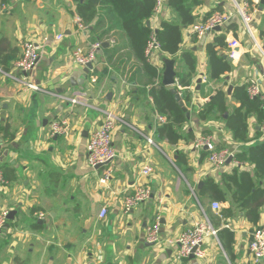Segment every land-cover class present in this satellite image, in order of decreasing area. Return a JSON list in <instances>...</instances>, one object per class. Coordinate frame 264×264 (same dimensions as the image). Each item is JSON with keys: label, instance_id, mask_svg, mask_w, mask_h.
<instances>
[{"label": "crops", "instance_id": "1", "mask_svg": "<svg viewBox=\"0 0 264 264\" xmlns=\"http://www.w3.org/2000/svg\"><path fill=\"white\" fill-rule=\"evenodd\" d=\"M236 1H247L250 10H255L251 28L264 47L261 17L264 2ZM233 8L230 1L216 4L202 0L194 12L197 20H205L207 17H202L213 9ZM161 17L178 21L176 14L167 8L159 15L157 28ZM238 18L234 14L231 23ZM189 26L182 28V43L175 56V84L170 87L178 91L181 99L185 93L190 100L189 107L184 103L190 119L187 118L183 129L193 130L194 138L173 143L159 134L166 119L158 120L159 115L165 116L156 110L150 94L151 88L158 87L162 80L163 61L156 64L160 78H153L130 54L127 39L111 33L99 40L97 60L92 70L85 73V67L70 64L68 55L77 47L88 49L93 41L71 0H0V170H4L5 177H13L5 178L6 183L0 186V209L13 212L0 232V264H264V259L254 262L247 251L250 232L256 227L244 216L226 220L219 212L220 217L211 208V202L218 200L208 196L199 200L197 196L206 177L218 181L222 172H230L237 166L252 171L253 165L239 164L235 159L242 144L232 139L223 121H198L194 114L195 108L207 102L216 89L227 92L229 106L237 105L230 97L231 92L228 93L230 85L233 88L236 84H247L253 78L260 82L264 92V53L253 45L240 22L236 34L232 30L225 32L227 48L220 53L228 56V40L239 41L238 61L226 58L233 67L224 76L228 85L208 81L205 44L224 29L198 37ZM58 34H63L60 40L55 39ZM45 37L47 42L34 70L30 73L17 70L14 61L21 56L22 42ZM188 50L196 58L195 73L190 85L183 87L178 76L189 70L181 53ZM163 53V58H173ZM6 56L8 70L1 66ZM94 70L98 74L92 75ZM198 79L201 83L197 91ZM108 111L116 116L113 133L116 157L106 165L91 167L86 163L87 137ZM54 120H66L68 129L50 138L47 130ZM260 125L257 129L261 130ZM254 126L255 119L250 117V137L255 136ZM203 135L212 136L216 150H233V159H227L219 167L211 165L207 160L209 151L194 147L195 139ZM263 139L261 130V136L247 145ZM179 154L185 156L186 166L176 163ZM146 163L153 170L148 177L139 174ZM106 174L107 181L102 183L100 179ZM139 185H147L151 196L124 214L123 199ZM102 208L106 214L100 218ZM39 211L45 213L44 218H37ZM157 217L160 232L166 238L177 236L203 218L217 231L227 224L234 232L231 251L224 249L218 237L211 236L203 246L204 258L178 260L174 256L175 247L162 249L143 239L146 227Z\"/></svg>", "mask_w": 264, "mask_h": 264}, {"label": "trees", "instance_id": "2", "mask_svg": "<svg viewBox=\"0 0 264 264\" xmlns=\"http://www.w3.org/2000/svg\"><path fill=\"white\" fill-rule=\"evenodd\" d=\"M71 1L75 5V11L82 22L87 25L91 34V41H103L111 33L113 35L119 33L120 37L123 35L128 41L130 54H134L141 62V69L143 64L144 69L153 78H160L161 71L148 63L144 57V49L151 32L149 18L153 14L155 0ZM201 3L202 0L163 1V10L170 8L178 17V21H168L161 17L159 20L160 27L156 30V37L160 42L162 51L174 59H177L175 56L180 51L182 28L191 25L199 18L194 10ZM249 3L252 1L249 0ZM213 11L214 9L209 13L211 14ZM209 13L204 15L202 19L208 17ZM261 17L264 21V9ZM231 20L223 26L222 32L216 34L211 42L205 44L207 80L223 82L224 85H228L224 76L233 70L229 60L220 54L227 48L225 32L232 30L236 34V30L238 26L240 28V22H242L240 16L238 22L231 23ZM181 56L188 64L189 71L181 73L178 76V82L186 87L190 85L195 73L196 58L190 50L182 52ZM8 58L6 56L1 64L4 70H8L10 67ZM96 74L98 71L94 70L92 75ZM160 82L159 80L157 83L158 87H152L150 90L156 110L166 119L159 128V134L173 143H177L179 140L189 142L194 138V132L188 128L183 129L184 124L188 122L186 114L174 99L170 89ZM230 97L237 105H227V92L223 89H216L211 93L207 102L195 108V119L198 121L213 119L223 121L225 127L230 131L232 139L242 144L235 152V159L239 164L245 162L252 164L253 170H241L237 166L230 172H222L218 181L213 177H206L202 186L197 190V196L199 200L202 196H208L212 200L221 202L223 207L220 213L226 220L240 215L244 216L254 227L264 228V217L261 218L264 211V139L247 145L254 138L256 140L261 136V130L257 129V126L264 122V101L259 98H251L245 83L233 85ZM182 99L189 107L190 100L187 94H182ZM225 112H227V116L224 118ZM250 117L255 119L254 137L249 136L248 119ZM176 163L186 166L185 156L179 154ZM5 178L11 179L13 177L6 176ZM217 237L224 249L228 252L231 251L234 232L228 227H222L217 231Z\"/></svg>", "mask_w": 264, "mask_h": 264}, {"label": "built area", "instance_id": "3", "mask_svg": "<svg viewBox=\"0 0 264 264\" xmlns=\"http://www.w3.org/2000/svg\"><path fill=\"white\" fill-rule=\"evenodd\" d=\"M163 1L155 0L153 7V14L149 18L150 23V35L144 49V57L146 61L154 66L162 62L153 57L154 51H162L160 42L156 37L157 20L159 15L163 11ZM214 3H220L224 1H230L234 4V8L226 11L219 9L214 10L205 20H197L192 23L189 28L192 34L198 37H203L213 32L215 27H221L231 20L234 14H238L241 17L243 26L249 32V36L253 41V45L256 46L262 53H264V47L259 43L253 34L251 24L253 23L255 10H250V6L247 1L236 0H211ZM76 22L80 23V19L76 18ZM63 34H58L55 39L60 40ZM47 38H42L40 41H34L32 39H26L22 42L21 56L14 61V67L23 73H30L36 67L38 60L43 52ZM229 58L235 63L238 61L240 43L238 40L231 38L228 40ZM88 49L77 47L73 49L69 56V62L72 66L86 67L87 63L96 62L98 53L101 49V42L99 40L93 41ZM238 62L234 65H237ZM92 70V69H90ZM95 81V77L92 79ZM247 92L251 98H259L264 101V92L261 88L260 82L257 79H249L247 81ZM159 121H164L165 117L158 116ZM116 126V116L113 112L108 111L105 113L102 123L94 130H92L87 137L86 143V163L91 167H96L101 164L109 163L116 157V150L113 145V133ZM261 130L264 132V122L260 125ZM68 129V122L66 120H54L50 123L47 130L48 136L53 138L55 136L66 133ZM2 145V139L0 138V148ZM195 148H206L209 151L207 156L208 162L215 166H221L228 157L233 159L234 151L227 148L216 150L215 144L212 142L211 135L199 136L194 141ZM152 168L149 163L144 164L139 174L148 177L152 173ZM108 174L100 179L102 183L107 181ZM6 183V179L0 170V185ZM151 196V190L147 185H139L135 188L133 193L126 196L122 201V212L124 214L130 213L139 203L147 201ZM211 208L216 211L217 215L221 210V204L217 201L211 202ZM106 214V209L102 208L99 216L103 218ZM37 218L42 219L45 213L39 211L36 213ZM8 221V211L0 209V232ZM226 224V223H225ZM226 227L227 224L225 225ZM160 232V221L157 217L153 224L146 227L144 233V241L147 244L156 245L162 249L168 247H175L174 256L176 259L181 260L183 258L190 257L193 254L196 258H204L206 253L203 247L208 237H217V230L213 227L207 218L194 221L186 230L181 232L175 237L163 238ZM247 251L249 256L254 262H259L264 259V228L256 227L250 232V239L247 242Z\"/></svg>", "mask_w": 264, "mask_h": 264}, {"label": "water", "instance_id": "4", "mask_svg": "<svg viewBox=\"0 0 264 264\" xmlns=\"http://www.w3.org/2000/svg\"><path fill=\"white\" fill-rule=\"evenodd\" d=\"M262 2H264V0H262ZM259 10L261 11L262 10V7L259 8ZM215 30H221V27H215ZM224 58H228L227 55H223ZM163 63H164V69H163V73H162V84L163 86H167V87H170V86H173L175 84V77H176V70H175V59L173 58H167V57H164L162 59ZM93 65L92 63H87L86 67L84 68V71L85 73H88L90 71V69H92ZM226 78H228L226 76ZM70 81H74V79H70ZM200 83H201V79H198L197 80V87H196V90L198 91L199 88H200ZM170 91L173 93L174 95V99L177 101L178 105L182 108V110L185 112L186 114V117L188 119H190V111L187 109V107L184 105V102L183 100L181 99V96L179 95L178 91L174 88V87H170L169 88ZM231 89H232V86L230 85L228 87V93L231 92ZM227 116V113L225 112L223 117L225 118ZM231 160V156L228 157V161ZM227 161V162H228ZM107 163L105 164H101V165H98L96 167H100V166H103V165H106ZM202 184V182L199 183V186ZM13 214V212L11 211L10 213H8V218L11 217ZM190 257H194L193 254L190 255Z\"/></svg>", "mask_w": 264, "mask_h": 264}, {"label": "rangeland", "instance_id": "5", "mask_svg": "<svg viewBox=\"0 0 264 264\" xmlns=\"http://www.w3.org/2000/svg\"><path fill=\"white\" fill-rule=\"evenodd\" d=\"M185 36H186V35H185ZM255 48H256V47H255ZM256 50L258 51L257 48H256ZM163 56H165L163 52L158 51V50L154 51L153 57H155L157 61H159L160 59H162ZM0 186H2V185H0ZM161 235H162L163 238H165V237L163 236V234H161ZM204 245H206V242L204 243ZM204 245H203V246H204Z\"/></svg>", "mask_w": 264, "mask_h": 264}]
</instances>
